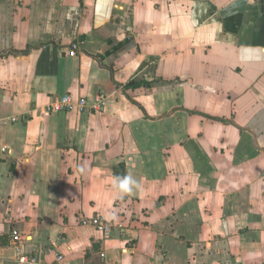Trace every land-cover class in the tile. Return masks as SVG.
I'll list each match as a JSON object with an SVG mask.
<instances>
[{
	"label": "crops",
	"instance_id": "crops-1",
	"mask_svg": "<svg viewBox=\"0 0 264 264\" xmlns=\"http://www.w3.org/2000/svg\"><path fill=\"white\" fill-rule=\"evenodd\" d=\"M13 229L47 263L264 264V0H0V264Z\"/></svg>",
	"mask_w": 264,
	"mask_h": 264
},
{
	"label": "built area",
	"instance_id": "built-area-1",
	"mask_svg": "<svg viewBox=\"0 0 264 264\" xmlns=\"http://www.w3.org/2000/svg\"><path fill=\"white\" fill-rule=\"evenodd\" d=\"M78 45L72 46L71 56H76ZM107 98L104 95L98 96L94 101L89 102L88 99L75 101L71 96H63L53 100L45 109L47 114L58 113H76L84 114L88 111L100 113L104 110ZM13 122L16 118L11 119ZM80 224L84 227H92L99 231L105 240H110L116 230V224L103 220L101 217H81ZM13 246L16 250L15 264H67L65 257L57 251H53L54 260L50 263L42 262L34 255L25 253L23 246V236L21 233L13 229L11 232ZM104 257V256H103Z\"/></svg>",
	"mask_w": 264,
	"mask_h": 264
},
{
	"label": "clouds",
	"instance_id": "clouds-1",
	"mask_svg": "<svg viewBox=\"0 0 264 264\" xmlns=\"http://www.w3.org/2000/svg\"><path fill=\"white\" fill-rule=\"evenodd\" d=\"M112 189L121 197L143 191L142 181L127 172L122 177H113Z\"/></svg>",
	"mask_w": 264,
	"mask_h": 264
},
{
	"label": "water",
	"instance_id": "water-1",
	"mask_svg": "<svg viewBox=\"0 0 264 264\" xmlns=\"http://www.w3.org/2000/svg\"><path fill=\"white\" fill-rule=\"evenodd\" d=\"M118 176H120V177L122 176V171L118 172Z\"/></svg>",
	"mask_w": 264,
	"mask_h": 264
}]
</instances>
